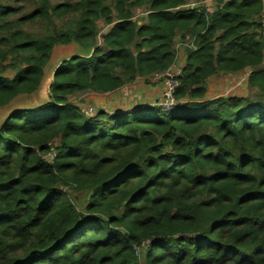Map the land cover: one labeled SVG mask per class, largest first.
<instances>
[{
    "label": "trees",
    "instance_id": "trees-1",
    "mask_svg": "<svg viewBox=\"0 0 264 264\" xmlns=\"http://www.w3.org/2000/svg\"><path fill=\"white\" fill-rule=\"evenodd\" d=\"M33 1L0 3V107L38 89L55 43L91 52L58 63L48 102L0 124V264H264V99L208 98L205 86L249 69L246 86L264 97L262 0H215L212 12L114 0L115 14L107 0ZM70 15L59 30L53 18ZM99 19L111 25L101 46ZM34 22L51 32L27 33ZM179 34L194 48L171 107L87 117L69 103L164 74ZM65 188L86 192L84 207Z\"/></svg>",
    "mask_w": 264,
    "mask_h": 264
},
{
    "label": "rangeland",
    "instance_id": "rangeland-1",
    "mask_svg": "<svg viewBox=\"0 0 264 264\" xmlns=\"http://www.w3.org/2000/svg\"><path fill=\"white\" fill-rule=\"evenodd\" d=\"M64 0H52V2H58ZM69 1V0H68ZM196 0H190L188 4ZM188 2V1H187ZM0 3L4 6L11 7H19L23 6L26 10H30L34 7L35 2L33 0H0ZM107 4L110 8L114 10V0H107ZM145 10L146 6L133 7L131 8L132 13L134 14V20L137 23H142L145 19ZM77 15H70L68 17L63 18H53V22L59 30H65L68 27H72V22L74 21ZM97 31H96V44L102 45V37L103 35L110 29L111 25H107L103 19H99L96 22ZM24 30L27 33L33 35H42L45 33L51 32V25L47 23L34 22L29 23L24 26ZM194 39L191 36H177L173 41V50L177 57H179L183 52H186V49L189 45L194 44ZM91 49L82 48L75 40H71L67 44L55 43L52 47L50 58L47 64L43 68V77L40 86L36 91L31 94H21L15 97L6 105L0 107V124L3 120L11 115L12 113L20 110H33L36 107L43 105L44 103L49 101V90L48 86L52 80V72L54 68L58 65V63L67 59L72 55H82L88 56L90 55ZM13 73V70L6 69L4 75L10 76ZM163 85H161L160 93L157 96L158 99H155V103L161 101L163 99V94L166 91V77L162 78ZM233 80V81H232ZM205 86L207 87V95L211 97L218 96H238L245 97L250 102H254L259 99H264L263 95H261L256 89L249 88L245 84L244 78L233 79L231 77L224 76H213L208 79ZM109 94L98 93L93 91H82L76 92L69 96L68 101L76 105L80 108L81 113L89 107L105 110L104 112H113V111H124L122 102L116 101L113 104H109L104 102L111 101L109 99ZM118 104V105H117ZM154 105L152 104H144L143 107ZM118 107V108H117ZM69 199L73 202L78 209L84 207L86 202V192L84 191H74L71 188H65Z\"/></svg>",
    "mask_w": 264,
    "mask_h": 264
},
{
    "label": "crops",
    "instance_id": "crops-1",
    "mask_svg": "<svg viewBox=\"0 0 264 264\" xmlns=\"http://www.w3.org/2000/svg\"><path fill=\"white\" fill-rule=\"evenodd\" d=\"M189 1L190 0H185V4L181 6V9L199 8V9H204L206 11L212 12L216 8L215 0H196L188 4ZM262 3H263V10L261 11V14L258 17H255V19H259L262 22V24H264V18L262 17L264 16V0H262ZM144 22L145 20H143L142 23ZM186 36L188 37L191 35H186ZM191 37L194 39L193 36ZM185 58H186V52H183L179 57L176 56L175 62L169 68V71L180 70L184 65ZM248 73H249V69H245L237 73L219 72L213 76H220V77L228 76L233 79H237L241 77V78H244L245 84H246V77ZM208 79L206 80V82L208 81ZM161 85H163V82H162L160 75H157V74L150 75L146 78L139 77L131 83L124 84L122 87L118 88L117 90L113 92L104 93V95L109 94L108 95L109 99H111V101L109 102H107L106 100H104V102L113 104L116 101H118V103L123 101L121 106L123 105L122 106L123 109H126V110H134L135 108L137 109L142 108L144 104L148 105V104L155 103L154 100L158 99L157 96L160 93ZM69 96H68V99H69ZM206 97L212 98L210 95H207V87H206Z\"/></svg>",
    "mask_w": 264,
    "mask_h": 264
},
{
    "label": "built area",
    "instance_id": "built-area-1",
    "mask_svg": "<svg viewBox=\"0 0 264 264\" xmlns=\"http://www.w3.org/2000/svg\"><path fill=\"white\" fill-rule=\"evenodd\" d=\"M264 18V16H262ZM264 27V24H263ZM190 48H194V44L189 45ZM181 73L180 70H175V71H169L167 70L164 74L160 75V77L164 78L166 77V91L163 94V99L161 101H158L157 103H154V105L161 106L164 109L171 107L174 104V99L172 96L173 89L175 85L177 84V81L175 80V77ZM99 111H105V110H100V109H95L92 107L86 108L82 114L84 116L90 117L94 116L97 112ZM54 156L53 151L48 153L47 159L51 160Z\"/></svg>",
    "mask_w": 264,
    "mask_h": 264
}]
</instances>
